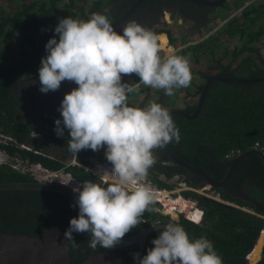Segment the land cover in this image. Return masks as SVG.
I'll list each match as a JSON object with an SVG mask.
<instances>
[{"label": "flooded vegetation", "instance_id": "obj_1", "mask_svg": "<svg viewBox=\"0 0 264 264\" xmlns=\"http://www.w3.org/2000/svg\"><path fill=\"white\" fill-rule=\"evenodd\" d=\"M236 1L238 0H111L99 12L98 19L84 23L83 40L74 49L76 52L73 62L58 65L57 61V69L51 74L23 76L15 72L13 92L22 99L18 106L19 117L22 121L40 123L48 118L64 117L74 112L81 126L83 120L92 124L94 129L112 131L110 127H114L110 133L122 136L123 144L132 150L134 158H137V148L141 143L139 135L155 133L156 137L149 142L152 158L134 159L132 162L135 169L144 173L151 181L155 179L156 172L162 174L159 172L162 169L178 170L174 174L190 186V192L263 216L264 175L260 174H264V163L259 153L252 152L242 156L225 181L209 185L198 171L174 162L158 139L163 117L168 110L180 108L192 113L206 79L215 73L226 76L215 66L213 71H207L201 80L196 81L190 73L182 75L177 71L178 65L187 70L182 63L168 68L165 61L187 45L197 43L213 33L237 11L231 13ZM249 1L251 0L245 1L244 5ZM162 34L166 35L162 36L166 38V44L159 47L158 43L163 41L160 37ZM168 45H172L173 50L168 53L163 51V54L161 49L168 50ZM151 60L154 64L147 70ZM161 68H168V71ZM174 74L177 77L191 76L195 89L202 84L197 93L184 99L182 105L177 104L178 100L176 103H168L170 96L177 90L173 88L178 85L173 78ZM154 75L156 79L152 80ZM138 76V81L129 84V80ZM214 79L216 78L210 80L208 87ZM121 88L123 91L120 92ZM132 89H141L144 96L153 95L156 100H139L136 105L125 102L121 105L115 99L92 105L86 100L102 91H106V94L117 91L116 94L119 95ZM162 107L167 109L159 121L157 114ZM135 108L141 115L128 117ZM104 113H113L118 117L125 114L126 118L99 120L96 117ZM171 116L168 118V127ZM133 133L137 134L136 138L129 139ZM170 140L172 139H168L166 131V141L170 147L173 149L172 145H176L179 148L177 140L172 144ZM155 141L159 143L156 149L152 146ZM247 149L258 148L254 142L244 149L232 148L223 155L210 149L213 155L204 151L193 158L200 162L185 159L174 149L173 151L183 160L201 167L209 176L222 179L237 155ZM252 155L259 159L263 169L258 167ZM0 164L13 169L15 174L8 173L9 180H36L11 163ZM259 175L260 180H256ZM7 190L15 191L9 195L18 194L10 199V203L22 196V203L28 202L29 205L20 209L22 213L14 215L15 222L0 220V264H189L178 236L168 227L155 229L146 236L143 244L135 242L121 248L112 247L93 235L74 199L68 194L47 189ZM91 209L99 230L107 238L124 237L151 224L164 222L178 228L190 243L182 227L183 218L190 219L186 214L168 212L149 218L137 217L131 221L124 219L122 222L112 217L111 214H117L116 212L102 205L91 204ZM256 209L263 211L258 212ZM247 261L246 258L244 264ZM255 264H264L262 248Z\"/></svg>", "mask_w": 264, "mask_h": 264}, {"label": "trees", "instance_id": "obj_2", "mask_svg": "<svg viewBox=\"0 0 264 264\" xmlns=\"http://www.w3.org/2000/svg\"><path fill=\"white\" fill-rule=\"evenodd\" d=\"M245 1H236L234 10L237 11L207 38L187 45L165 61L168 68L180 63L189 68L191 59L199 61L201 57H207L215 63L214 67L221 69L228 77L255 78L247 81L214 79L194 117L171 116L167 137L172 139L171 144L176 140L179 142V148L172 145L173 149L185 159L197 158L204 151L213 155L210 149L223 155L232 148L244 149L258 140L264 143V79H256L264 75V56L258 54L259 43L264 44V0H251L244 5ZM109 2L111 0H0V129L12 136L11 140H0V151L12 159L40 162L49 168L66 165L65 168L74 176L96 182L99 179L83 166L67 164L75 147V158L81 164L108 160L133 169L136 174L140 171L135 169L132 161L152 158L149 142L156 137L155 133L139 135L143 144L140 143L137 158H134L118 151L123 144L120 134H112L103 128L94 129L92 124L83 120L76 141L74 132L77 131L78 121L74 112L64 117L48 118L40 123L22 121L18 115L22 99L13 92L15 72L24 76L51 74L57 61L58 65L73 62L74 49L83 40L84 23L98 19V12H102ZM87 13L91 18H85ZM224 42H231L232 45ZM237 57L239 59L235 61ZM168 68L161 69L167 72ZM195 70L202 76L207 73L205 70ZM155 79L154 75L152 80ZM175 80L178 85L173 88L177 90L170 96L168 103H176L178 98L185 99L194 95L202 87L200 84L195 89L191 76L176 77ZM136 91L126 90L109 100L133 103L136 101ZM138 113L135 108L128 117H138L141 115ZM124 116L104 113L96 117L99 120H118L126 118ZM31 132H35V136ZM136 136L133 133L128 138L134 139ZM154 143L153 148H158L159 143ZM252 157L256 159L258 167L263 169L259 159L254 155ZM12 170L8 165L0 164V180H9L8 173L15 174ZM175 171L178 172L166 168L159 172L170 177L172 173H177ZM260 175L256 180H260ZM152 182L159 188L171 187V184L158 178L157 172ZM104 185L114 191L118 202L133 209L139 218L162 215L157 207L158 201H143L138 192L116 184L107 182ZM14 192L0 190L2 222H15L14 215L22 213V207L29 205L28 202L22 203V196L10 203V199L18 195H9ZM182 192L193 197L201 210L199 222L186 218L182 222L199 264H244L249 252V264H255L261 248L264 259V230L260 233L264 227V215L217 202L190 190ZM111 215L125 221L121 215ZM199 216V211L189 214L193 220Z\"/></svg>", "mask_w": 264, "mask_h": 264}, {"label": "built area", "instance_id": "obj_3", "mask_svg": "<svg viewBox=\"0 0 264 264\" xmlns=\"http://www.w3.org/2000/svg\"><path fill=\"white\" fill-rule=\"evenodd\" d=\"M119 91H123L122 88ZM117 91L112 94H106L101 97H97L88 101V104H99L102 101H106L114 98L117 95ZM82 109V108H80ZM80 120H78L77 131L74 132L76 141L79 137ZM35 132H31L32 136H35ZM12 136L6 132H2L0 129V140H11ZM256 147L264 153V144L261 141H255ZM124 144L118 148V151L126 154L132 155L131 149L125 147ZM77 148L73 150V155L68 160L67 164L76 163L84 168H86L92 175H94L99 182L92 181L89 179H82L74 176L70 171H68L65 166H60L58 168H49L40 162H27L22 161V159L14 158L12 159L6 155L3 151L2 160L0 162H8L22 169L25 172L31 174L36 180L49 181L63 184L73 190H75L79 195L88 200L92 204L102 205L106 209L116 212L117 214L123 216L127 221L134 220L138 216L133 209L126 207L124 204L118 202L114 197V191L111 188L105 186V183L118 184L126 190L136 191L141 196L143 201L156 200L159 202L158 210L161 213H166L170 210V214L173 213L172 209H175V213H183L181 208L176 207L175 204L167 206L168 194L165 189L157 187L150 179H148L142 173H134L133 169L124 168L114 162L108 160H93L90 164H81L75 158ZM211 194V193H210ZM168 207V208H167ZM200 212V211H199ZM201 214V212H200ZM187 217H189L187 215ZM141 219V218H140ZM191 219V218H190ZM200 216L197 220L198 221ZM264 227L261 229V232ZM247 254L246 256H248Z\"/></svg>", "mask_w": 264, "mask_h": 264}, {"label": "water", "instance_id": "obj_4", "mask_svg": "<svg viewBox=\"0 0 264 264\" xmlns=\"http://www.w3.org/2000/svg\"><path fill=\"white\" fill-rule=\"evenodd\" d=\"M212 78H216L219 80H225V81H237V80L247 81V80L255 79V78L250 79V78H245V77H228V76L221 75L218 73L211 74L205 81V84H204L205 86H204L203 90L201 91V94L199 96V100L197 101L196 109L192 113H188L185 110L180 109V108H174V109L168 110V112L165 113V115L163 117L162 125L160 127L158 139L160 140V143H162L163 147L166 149L168 156L174 162L183 164V165H185V166H187V167H189L195 171H198L202 175V177L205 179L206 183H208L209 185H218L227 179L231 170L233 169V166L236 164V161L248 153H252V152L259 153V155L262 156L263 163H264L263 152L261 150H258V149L257 150L247 149V150L239 153L237 155V157L234 159L231 166L228 168L225 176L222 179H216L214 177L209 176L205 172V170H203L201 167H199L195 164H192L190 162H187V161L183 160L182 158H180L173 151V149L170 147V145L166 141V131H167V127H168V118L173 114H180V115H183V116L188 117V118L194 117L199 112V110L201 108V104L203 101L205 91H206V89L210 83V80ZM256 79H264V75L259 76ZM103 95H106V91L96 93L95 96H90L86 100H91V99H94L97 97H101ZM79 103H83V102H79ZM13 188L60 190L64 193L68 194L70 197H72L74 199L76 205L78 206V208L80 210L81 216L84 218L89 229L93 232V235L95 237H97L98 239H100L105 244L112 246V247L121 248V247L130 245V244L135 243V242L143 244L146 236H148L155 229L168 227L178 236L189 264H199V261L197 259V256L195 254L194 249L192 248V245L187 241L185 235L178 228L174 227L171 224L164 223V222L163 223L158 222L156 224H151V225L141 229L137 233H132L130 235L120 237V238H107L99 230L98 223H97L95 216H94V213L91 209V203L88 200H86L85 198H83L81 195H79L75 190H73V189H71V188H69L63 184H59L56 182H49V181H40V180H18V181L17 180H1L0 181V190L1 189H13ZM227 204L228 203H226V205ZM246 258L248 260L246 262V264H249L248 256H246ZM133 261H135V260H133Z\"/></svg>", "mask_w": 264, "mask_h": 264}, {"label": "rangeland", "instance_id": "obj_5", "mask_svg": "<svg viewBox=\"0 0 264 264\" xmlns=\"http://www.w3.org/2000/svg\"><path fill=\"white\" fill-rule=\"evenodd\" d=\"M247 1V0H246ZM232 11V10H231ZM235 10H233L231 13H233ZM162 36H165L166 37V35L165 34H162L160 37H161V39L163 40L162 41V43L161 42H159L158 43V45H159V47L161 46V44H166V38L164 37V38H162ZM224 43H226V44H228V45H232L231 44V42H224ZM259 43V42H258ZM153 46H155V47H157V45H153ZM168 50H165L164 48L163 49H161V51H162V53H163V51L166 53H168V52H170V51H172L173 50V46L172 45H168L167 47H166ZM261 55H264V44L263 43H259V51H258ZM165 53H163V54H165ZM162 54V55H163ZM157 57H160V56H157ZM238 59H239V57H237L236 58V60L235 61H238ZM223 60H225V62H227L228 60L227 59H223ZM57 63V62H56ZM214 62L212 61V60H210V59H208L207 57H203V58H201L200 59V61H195V60H193V59H191L190 60V65H189V68H187V70H185V69H182V67L181 66H179L178 65V68H177V71L179 72V73H182V75H185V74H187V73H190L191 75H193L195 78H194V80H201L202 79V75H200V73L197 71V70H195V69H199V70H205V71H213V69H214V64H213ZM154 64V61L153 60H151L150 61V63H149V65L147 66V70L149 69V68H151V66ZM56 65V64H55ZM55 68L57 69V66H55ZM146 70V71H147ZM145 71V72H146ZM176 71V72H177ZM196 74H197V76H196ZM199 75V76H198ZM24 76V75H23ZM177 76H176V74H174V76H173V78L175 79ZM140 78V76H138V77H135V78H133L132 80H129V84H133L134 82H136V80L137 79H139ZM138 81V80H137ZM128 84V85H129ZM142 90L141 89H138L136 92H134V94L136 95V98H135V100L136 101H134L133 103H135V105H136V103L139 101V100H147V101H149V100H153L154 98H153V95H150V96H147V95H145L144 96V93L143 92H141ZM130 95H128L127 97H129ZM144 96V97H143ZM155 96V95H154ZM178 101H177V104H181L182 105V103H183V101H184V99H177ZM118 103H120L121 105H123V101H121V102H118ZM130 105H132V104H130ZM116 106H117V104H116ZM166 109L167 108H161L160 110H159V113L157 114V120H161L160 118H162V114H163V112L164 111H166ZM110 129L112 130V131H110V130H107V129H102V130H105V131H108V132H113V130H114V127H110ZM2 158V153L0 152V161L2 160L1 159ZM147 177V176H146ZM148 178V177H147ZM158 178H160V180H162L164 183H166V184H171V187L170 188H168V187H162L163 189H165L166 190V192H167V194H168V203H167V206L169 207V205H172V204H175L176 205V207H179V208H181V210H182V212L183 213H181V214H186V215H188L189 216V214H191V213H193L194 211H200L201 212V210L199 209V206H197L196 205V200L193 198V197H190V196H187V195H185V194H183V192H182V190H191L190 189V186L187 184V183H185L178 175H176V174H174V175H172V176H170V177H165V176H163L162 174H158ZM149 179V178H148ZM161 188V187H160ZM178 200H186V201H188V202H191L192 204V206H186V207H183L180 203H179V201ZM157 206V205H156ZM159 206V205H158ZM157 206V207H158ZM167 207V208H168ZM171 210L173 211V213L172 214H175V209H172L171 208ZM177 214V213H176Z\"/></svg>", "mask_w": 264, "mask_h": 264}, {"label": "bare ground", "instance_id": "obj_6", "mask_svg": "<svg viewBox=\"0 0 264 264\" xmlns=\"http://www.w3.org/2000/svg\"><path fill=\"white\" fill-rule=\"evenodd\" d=\"M179 203L184 207V206H191V203L186 201V200H178Z\"/></svg>", "mask_w": 264, "mask_h": 264}, {"label": "crops", "instance_id": "obj_7", "mask_svg": "<svg viewBox=\"0 0 264 264\" xmlns=\"http://www.w3.org/2000/svg\"><path fill=\"white\" fill-rule=\"evenodd\" d=\"M90 14L89 13H87L86 15H85V17H88ZM121 57V56H120ZM125 57H127V58H130V57H133V56H125ZM117 59H119V56H117Z\"/></svg>", "mask_w": 264, "mask_h": 264}, {"label": "clouds", "instance_id": "obj_8", "mask_svg": "<svg viewBox=\"0 0 264 264\" xmlns=\"http://www.w3.org/2000/svg\"><path fill=\"white\" fill-rule=\"evenodd\" d=\"M98 15H99V12H98ZM90 17H91V15H89ZM129 156H132V155H129ZM121 166V165H120ZM123 167V166H122ZM124 168H126V167H124ZM140 173H142V172H140ZM142 174H144V173H142ZM145 175V174H144ZM116 185H118V184H116ZM92 204V203H91ZM159 207V206H158ZM200 216H201V214H200Z\"/></svg>", "mask_w": 264, "mask_h": 264}]
</instances>
